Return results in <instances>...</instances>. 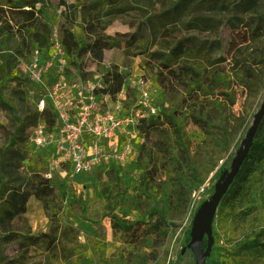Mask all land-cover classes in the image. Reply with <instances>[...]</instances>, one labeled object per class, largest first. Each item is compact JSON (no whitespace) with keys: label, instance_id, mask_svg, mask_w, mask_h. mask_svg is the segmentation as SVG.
<instances>
[{"label":"rangeland","instance_id":"obj_1","mask_svg":"<svg viewBox=\"0 0 264 264\" xmlns=\"http://www.w3.org/2000/svg\"><path fill=\"white\" fill-rule=\"evenodd\" d=\"M117 1L93 0L49 27L74 34L69 83L99 90L111 65L125 75L122 107L139 115L126 164L68 180L29 143L35 97L54 78L8 84L0 70V264L195 263L194 214L264 99V0ZM212 239L205 264H264V117Z\"/></svg>","mask_w":264,"mask_h":264},{"label":"built area","instance_id":"obj_2","mask_svg":"<svg viewBox=\"0 0 264 264\" xmlns=\"http://www.w3.org/2000/svg\"><path fill=\"white\" fill-rule=\"evenodd\" d=\"M54 38L48 50L34 49L29 63L18 71V76L35 84H44L47 77L55 80L35 97L39 119L29 143L47 154L68 180L97 174L110 160L120 166L126 164L131 149L129 136L134 137L130 131L138 125L135 118L139 115L124 111L121 91L112 102L110 96L96 94L88 81L69 83L63 77L66 53L60 38ZM139 85L144 86L142 82Z\"/></svg>","mask_w":264,"mask_h":264},{"label":"flooded vegetation","instance_id":"obj_3","mask_svg":"<svg viewBox=\"0 0 264 264\" xmlns=\"http://www.w3.org/2000/svg\"><path fill=\"white\" fill-rule=\"evenodd\" d=\"M92 1L0 0V70L9 69L7 83L18 80L17 71L29 63L31 52L36 48H42L37 43L47 40L48 37L61 39L65 31L74 36L72 30L64 28L50 30L51 21L69 18L70 11L75 13L74 20H77L80 8L91 5ZM40 21L44 23L40 25ZM51 39L47 43L48 48L52 45ZM16 42H22L23 51H16L14 48Z\"/></svg>","mask_w":264,"mask_h":264},{"label":"water","instance_id":"obj_4","mask_svg":"<svg viewBox=\"0 0 264 264\" xmlns=\"http://www.w3.org/2000/svg\"><path fill=\"white\" fill-rule=\"evenodd\" d=\"M264 117V99L259 108V111L253 116L251 127L241 141L235 158L232 160L230 169L223 171L214 186V192L209 200L203 202L196 210L189 234L188 247L192 249L195 256L194 264H205V260L209 257L213 245L212 239V222L215 217L217 206L222 197L226 194L229 186L233 183L238 175L240 168L248 156L249 150L252 147L254 137L259 125ZM204 238L206 243L204 246ZM185 248L182 250L184 253Z\"/></svg>","mask_w":264,"mask_h":264},{"label":"trees","instance_id":"obj_5","mask_svg":"<svg viewBox=\"0 0 264 264\" xmlns=\"http://www.w3.org/2000/svg\"><path fill=\"white\" fill-rule=\"evenodd\" d=\"M60 41L65 53L72 52L77 48V43L74 39V36L66 31L63 32V36L61 37ZM93 48L94 45L91 44L88 47H85L82 52H86V50L92 52ZM124 82L125 75H123L116 66L111 65L102 75L103 87H101L99 90H96L95 92L96 94L108 95L113 99L115 98V95L121 90ZM247 158L248 156L246 157V159ZM205 243L206 239L204 238V246Z\"/></svg>","mask_w":264,"mask_h":264}]
</instances>
